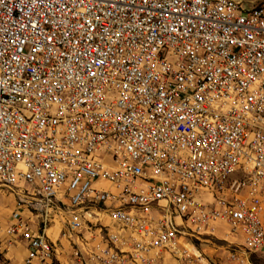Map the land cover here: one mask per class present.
I'll use <instances>...</instances> for the list:
<instances>
[{
	"label": "built area",
	"instance_id": "obj_1",
	"mask_svg": "<svg viewBox=\"0 0 264 264\" xmlns=\"http://www.w3.org/2000/svg\"><path fill=\"white\" fill-rule=\"evenodd\" d=\"M0 186V264L264 253V0H0Z\"/></svg>",
	"mask_w": 264,
	"mask_h": 264
},
{
	"label": "rangeland",
	"instance_id": "obj_2",
	"mask_svg": "<svg viewBox=\"0 0 264 264\" xmlns=\"http://www.w3.org/2000/svg\"><path fill=\"white\" fill-rule=\"evenodd\" d=\"M14 200L12 195L4 186H0V221H6ZM264 223V214L262 217ZM241 240L228 231L227 226H221L215 235L201 236L194 239L193 243L202 254L206 255L214 264H234L229 261L228 256L233 248L238 249ZM247 261L245 264H264V253L245 252ZM16 257L17 255L15 253Z\"/></svg>",
	"mask_w": 264,
	"mask_h": 264
},
{
	"label": "bare ground",
	"instance_id": "obj_3",
	"mask_svg": "<svg viewBox=\"0 0 264 264\" xmlns=\"http://www.w3.org/2000/svg\"><path fill=\"white\" fill-rule=\"evenodd\" d=\"M13 252L16 253L17 255H20V254H19L20 251H15V250H13Z\"/></svg>",
	"mask_w": 264,
	"mask_h": 264
}]
</instances>
